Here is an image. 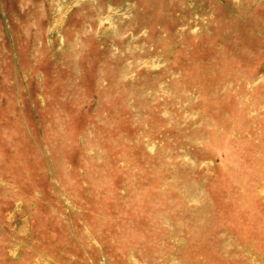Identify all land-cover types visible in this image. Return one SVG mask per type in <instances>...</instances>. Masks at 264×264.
<instances>
[{"label": "rangeland", "instance_id": "obj_1", "mask_svg": "<svg viewBox=\"0 0 264 264\" xmlns=\"http://www.w3.org/2000/svg\"><path fill=\"white\" fill-rule=\"evenodd\" d=\"M0 264H264V0H0Z\"/></svg>", "mask_w": 264, "mask_h": 264}]
</instances>
